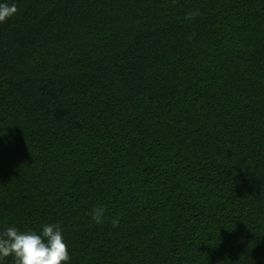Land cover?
<instances>
[{
    "label": "trees",
    "instance_id": "16d2710c",
    "mask_svg": "<svg viewBox=\"0 0 264 264\" xmlns=\"http://www.w3.org/2000/svg\"><path fill=\"white\" fill-rule=\"evenodd\" d=\"M8 2L0 231L57 223L71 264H264V0Z\"/></svg>",
    "mask_w": 264,
    "mask_h": 264
},
{
    "label": "clouds",
    "instance_id": "9594fccd",
    "mask_svg": "<svg viewBox=\"0 0 264 264\" xmlns=\"http://www.w3.org/2000/svg\"><path fill=\"white\" fill-rule=\"evenodd\" d=\"M18 11L15 2L0 0V23L10 19ZM104 208L92 210L91 218L100 223ZM117 224V221H113ZM12 257L14 264H71L69 248L61 225L45 223L39 230H20L9 226L0 231V264Z\"/></svg>",
    "mask_w": 264,
    "mask_h": 264
}]
</instances>
